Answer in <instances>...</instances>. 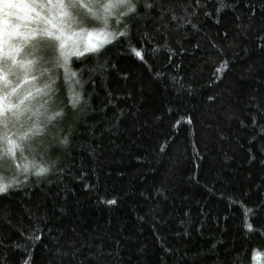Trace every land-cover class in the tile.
<instances>
[{"label": "trees", "instance_id": "obj_1", "mask_svg": "<svg viewBox=\"0 0 264 264\" xmlns=\"http://www.w3.org/2000/svg\"><path fill=\"white\" fill-rule=\"evenodd\" d=\"M173 2L178 19H126L130 41L72 58L75 109L64 69L53 70L49 102L65 115L48 126L47 152L26 153L50 171L0 196V264L264 254V0H223L219 13L220 0ZM57 248L68 253L58 262Z\"/></svg>", "mask_w": 264, "mask_h": 264}, {"label": "snow or ice", "instance_id": "obj_2", "mask_svg": "<svg viewBox=\"0 0 264 264\" xmlns=\"http://www.w3.org/2000/svg\"><path fill=\"white\" fill-rule=\"evenodd\" d=\"M196 5L205 7L200 0H196ZM236 6V3L231 5L234 9ZM226 7L229 5L220 0L217 13ZM181 10L188 11L183 6ZM249 11L254 18L251 7ZM153 13L159 20L166 16L178 19L173 0H168L167 4L164 0H0V196L24 186L25 181L19 179L21 175L26 178L31 173L41 177L50 171L36 163L34 157L29 159L26 153L47 152L52 147L44 141L48 126L65 115L63 110L52 111L48 106L52 100L50 93L56 91L53 70L64 69L70 85L69 104L75 109L81 102V93L72 87L80 84L79 79H73L77 73L70 71L72 58L97 53L105 43L115 40L130 41L129 26L122 21L145 16L156 19ZM113 21L122 27L112 30ZM131 51L143 59L140 51ZM84 71L94 70H81ZM44 77L47 79L40 86L39 81ZM38 97L48 99L37 103ZM59 143L66 145L68 138L64 137ZM8 172H12L10 177L5 175ZM245 227L252 230L251 224L246 223ZM29 239L39 240L40 237ZM67 255L57 248L53 253L54 261ZM262 257L264 254L254 251V261Z\"/></svg>", "mask_w": 264, "mask_h": 264}, {"label": "rangeland", "instance_id": "obj_3", "mask_svg": "<svg viewBox=\"0 0 264 264\" xmlns=\"http://www.w3.org/2000/svg\"><path fill=\"white\" fill-rule=\"evenodd\" d=\"M117 24L113 21V29L112 30H114L115 28H117ZM53 73V72H52ZM47 79V77H44L43 79H41L40 81H39V84H40V86H42L43 85V83H44V81ZM48 99V97H38V101H37V103H43L45 100H47ZM48 106H49V108L51 109V110H53V106L50 104V102H49V104H48ZM252 264H264V257H262L261 259H259V260H253V258H252Z\"/></svg>", "mask_w": 264, "mask_h": 264}]
</instances>
